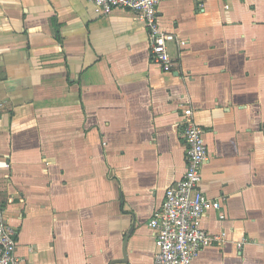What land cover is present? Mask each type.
Returning <instances> with one entry per match:
<instances>
[{"label":"crops","instance_id":"crops-1","mask_svg":"<svg viewBox=\"0 0 264 264\" xmlns=\"http://www.w3.org/2000/svg\"><path fill=\"white\" fill-rule=\"evenodd\" d=\"M157 19L171 71L126 8L0 0V205L21 264H153L185 105L221 205L202 219L221 240L192 264H264V0H164Z\"/></svg>","mask_w":264,"mask_h":264},{"label":"built area","instance_id":"built-area-1","mask_svg":"<svg viewBox=\"0 0 264 264\" xmlns=\"http://www.w3.org/2000/svg\"><path fill=\"white\" fill-rule=\"evenodd\" d=\"M87 1L99 15H107L116 8L131 11L144 23L153 61L163 71L172 70L174 62L167 52V43L173 36L161 31L157 19V6L164 0ZM180 125L185 144V170L174 184L166 188L162 203L148 220L157 248L153 264H192L202 249L218 244L222 237V234H212L202 226L207 210H218L221 205L208 199L200 187L208 149L204 130L193 121L189 105L182 108ZM1 167H7V164L0 162ZM16 234L5 208L0 205V264H21L15 253Z\"/></svg>","mask_w":264,"mask_h":264}]
</instances>
